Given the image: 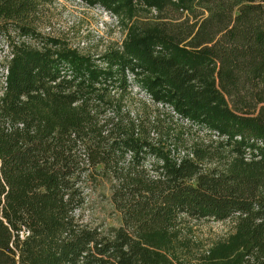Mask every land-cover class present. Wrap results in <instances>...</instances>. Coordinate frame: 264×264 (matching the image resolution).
<instances>
[{"label":"trees","instance_id":"trees-1","mask_svg":"<svg viewBox=\"0 0 264 264\" xmlns=\"http://www.w3.org/2000/svg\"><path fill=\"white\" fill-rule=\"evenodd\" d=\"M47 1L0 0V264H264V0H82L124 32L96 54Z\"/></svg>","mask_w":264,"mask_h":264},{"label":"rangeland","instance_id":"rangeland-1","mask_svg":"<svg viewBox=\"0 0 264 264\" xmlns=\"http://www.w3.org/2000/svg\"><path fill=\"white\" fill-rule=\"evenodd\" d=\"M150 11L147 17L154 15ZM145 13H141L139 19ZM37 28L43 32L63 38L67 44L81 52L96 54L111 44H119L123 37V29L120 27L113 14L105 9L89 5L82 0H48L43 4L38 18ZM8 58V47L5 35L0 31V79L4 70V60ZM133 92L144 96L142 90L136 85ZM200 134L208 140L214 135ZM93 207L90 210L98 220L107 224L118 225L119 214L114 209L110 199L107 184L101 182L96 192H91ZM233 218L216 220L213 218L191 219L189 225L193 237L202 248H206L212 241L224 237L231 229Z\"/></svg>","mask_w":264,"mask_h":264}]
</instances>
